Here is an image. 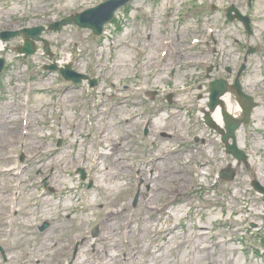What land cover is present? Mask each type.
Masks as SVG:
<instances>
[{
    "label": "rangeland",
    "instance_id": "rangeland-1",
    "mask_svg": "<svg viewBox=\"0 0 264 264\" xmlns=\"http://www.w3.org/2000/svg\"><path fill=\"white\" fill-rule=\"evenodd\" d=\"M101 1L0 0V30L47 27ZM231 3L251 16L254 35L226 19ZM251 5L133 0L99 38L75 26L46 29L51 57L42 44L27 58L15 51L19 38L7 44L0 248L8 260L0 252V264H106L110 252L111 264H264V193L252 188L264 186V0ZM244 57L240 81L258 106L239 133L247 162L232 167L203 118L209 83H232ZM68 61L96 84L43 68ZM227 168L231 181L219 178Z\"/></svg>",
    "mask_w": 264,
    "mask_h": 264
},
{
    "label": "water",
    "instance_id": "water-1",
    "mask_svg": "<svg viewBox=\"0 0 264 264\" xmlns=\"http://www.w3.org/2000/svg\"><path fill=\"white\" fill-rule=\"evenodd\" d=\"M128 1L130 0H106L95 7L86 9L81 13H76L75 15H71L70 17L60 20L59 22L52 25L51 28L55 30L60 28L62 25H66L73 22L80 27L91 29L94 36H100L102 34L104 25L113 18L115 11L119 7L125 5ZM231 11H234L235 17L243 22L245 29L247 30L248 33H250L251 28H250L249 17L241 15L234 8H230L227 11V17L229 19H232ZM42 30H43L42 26H37L34 28H24L17 31L2 32L0 33V39L8 40L15 36H19V35L22 36L24 39V45L19 47L17 50L25 55H30L34 53L36 49V43H35L36 41H43L45 43V50L47 51L48 54H50L47 42L39 37ZM3 67H4V59H0V72L3 69ZM51 68L57 69L55 65L52 66ZM242 68H244V66H242ZM59 71L64 79L71 80L74 83H78L82 79H87L86 75L78 74L72 71L70 65H65V67L59 69ZM90 82L91 85L94 84V81H90ZM229 88H233L237 92L238 101L243 109V117L240 119H233L232 117H230L226 112V110L224 109L223 102L220 99V97ZM209 93H210L209 103H208L209 111L205 112L206 124L213 127L215 130H217L218 133L222 135V140L225 144L226 151L229 154L233 155L239 161L245 160L244 152L238 149L236 145L234 131L241 122H244L245 124L249 122L250 112L252 110V107L254 106L252 99L242 92L238 78L235 80V83L233 85H229L223 79H217L215 81H212L209 84ZM217 105L221 106L224 124H225L224 130L220 129L216 124H214L210 116V112L214 111ZM230 138L232 140V143L228 142ZM233 174L234 173L232 171L230 172L222 171L221 176L230 179L232 178ZM82 177H84L83 173H82ZM254 187L256 190L264 191V189H262L257 183H254Z\"/></svg>",
    "mask_w": 264,
    "mask_h": 264
},
{
    "label": "bare ground",
    "instance_id": "bare-ground-1",
    "mask_svg": "<svg viewBox=\"0 0 264 264\" xmlns=\"http://www.w3.org/2000/svg\"><path fill=\"white\" fill-rule=\"evenodd\" d=\"M225 102L230 106V103H229V101H228V98H225ZM259 116H260V115H259ZM214 119H215L217 122H220V120H221V115H220L219 111H217V112L214 114ZM100 137H101V136H100ZM173 214H174L176 217H178V210H174V211H173ZM113 253H114V255L110 252V254H109L110 259L107 260L106 264H111V263H112V262H109V261L111 260V257L114 258V256H115V252H113ZM193 255H194V254H193ZM83 261H84V258H79L78 263H79V264H82ZM112 261H113V260H112ZM74 263H75V261H74Z\"/></svg>",
    "mask_w": 264,
    "mask_h": 264
}]
</instances>
